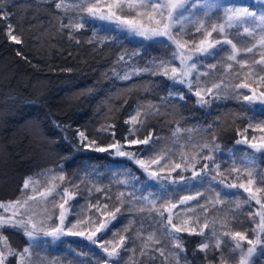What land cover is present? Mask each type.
<instances>
[{"label": "trees", "instance_id": "16d2710c", "mask_svg": "<svg viewBox=\"0 0 264 264\" xmlns=\"http://www.w3.org/2000/svg\"><path fill=\"white\" fill-rule=\"evenodd\" d=\"M56 2L0 0V11L8 16L7 20L0 19V202L21 197L26 178L59 171L64 180L54 181L53 195L47 200L37 196L29 207L38 227L49 230L58 225L59 205L67 199L64 235L56 240L40 238L37 245L29 247L30 264H103L109 258L99 244L87 239V233L106 218L103 213L117 206L120 212L116 219L95 239L118 243L120 236L126 237L118 264H175L171 253L178 250L164 231L168 213L161 216L157 211L161 206L171 208V204L178 205L172 209L173 222L178 225L183 226L188 218L199 220V224L190 221L188 227L198 228L205 219L208 221L206 252L197 248L204 237L178 234L185 248L180 253V264H221V253L225 264H238L239 251H231L234 242L224 233L240 231L252 237V213L259 206L254 202L245 204L247 195L243 190L226 185L246 182V173L231 171L233 167L242 168L241 160L246 157H255L257 170L264 174V152L236 143L245 138L253 142L255 137L254 142L259 144L264 136L260 130L264 127V103L244 99L252 95V89L264 92V86H258L264 84L259 79L264 76V66L255 63L262 50L257 47L253 53L243 51L256 43L259 30L254 37L247 36L242 27L227 30L241 49L239 59L247 60L243 68L228 60V45H218L215 55L198 56L197 67L202 73L193 79L204 90L220 85L210 95L204 92L208 103L200 104L192 90L177 87L157 71L162 61L171 67L175 60L168 53L162 55L159 44L88 16L79 7L82 0H64L60 9L55 8ZM241 3L251 5L249 1ZM221 16L222 10L217 7L206 17L201 32L185 22L181 34L193 45ZM9 23L21 44L6 35ZM69 23H82L83 27L64 26ZM143 69L148 71L135 74V70ZM125 74L130 79H123ZM242 83L249 87H236ZM137 111L143 123H126ZM79 132L88 137L83 143ZM149 133V145L126 142L143 139ZM92 140L100 147L119 141L124 151L145 161L162 156L160 164L151 165L159 175L150 176L134 159L118 156L114 149L97 152L85 147ZM205 155L214 159L205 161ZM193 157L198 161L197 171L204 163L209 164V170L195 180L191 178ZM177 163L182 167L174 171ZM65 188L69 197L62 195ZM197 192L202 195L179 204L182 197ZM216 192L221 193L220 203L216 202ZM152 200L156 201V209L149 203ZM213 228L222 240L219 250L214 247ZM68 229L85 235H71ZM4 233L14 250L28 245L20 231L7 229ZM152 233L159 243L148 240ZM157 249H163L164 255ZM13 262L11 257L9 264ZM250 264H264L259 246Z\"/></svg>", "mask_w": 264, "mask_h": 264}, {"label": "snow or ice", "instance_id": "6c2138e0", "mask_svg": "<svg viewBox=\"0 0 264 264\" xmlns=\"http://www.w3.org/2000/svg\"><path fill=\"white\" fill-rule=\"evenodd\" d=\"M64 6V0H58L55 3V8L60 9ZM82 11H84L88 16L92 18H97L100 20L111 21L117 23L122 28L126 29L129 32H132L138 36L144 37L145 39L153 38H166L167 41H171L175 45V51L173 52L174 59L179 61V67L169 66V62H161L157 66V71L164 76L168 77L175 83L187 84L189 90H192V78L193 73L196 70V63L192 62L193 57L191 55L192 49L189 48V41H185L180 35L184 31L183 23L187 19L185 16L186 12H189L191 9L197 7L196 0H105L104 3H101V0H82V3L79 6ZM205 9L203 15L207 16L209 10L217 7V5L207 3L203 4ZM224 21L219 25L213 24L210 30H205L203 35L204 38L199 41L198 44H195V50L201 55H215L217 54L214 50L218 45H228L231 48V53L228 56L229 61H236L240 64L241 68L245 67L247 60H240L239 53L241 49L237 48V45L233 42L232 39L227 35V30L232 28H243V32L249 37H254L259 30V39L253 44L252 47L245 48L243 51L247 53H253L254 49L259 47L262 51L260 53V59L256 60L255 63L258 65L264 66V7L261 8L260 14L257 15L255 10H249L246 6L240 7H224ZM0 19H8V16L3 11H0ZM65 27L79 29L83 27L82 23H69L64 25ZM204 28V24L201 21L199 27L196 28L197 32H201ZM8 38L16 44H21L22 40L19 36L14 34L13 26L9 23L7 25ZM213 33H218L222 36V39H217L215 41L210 40ZM164 42V41H161ZM18 55H21L20 52H17ZM123 59V57H121ZM214 67V65H213ZM232 65L229 64L228 68H231ZM140 71H148V69L135 70V74H139ZM252 69H249V75H251ZM123 79H130L129 74H125ZM199 79V76L196 77ZM260 81L264 82V76H261ZM264 86V84L258 85ZM219 84H213L212 87L207 88L206 90L197 88L194 92V95L198 97V102L200 104H206L208 101L205 99L204 92L207 94H212L214 89L219 88ZM237 88H248L247 83H242L236 85ZM183 99L182 96L179 97ZM245 100H264V92H260L259 96L256 95V90L252 89V95L244 96ZM153 107L149 105V108ZM141 116V112L137 111L136 115L131 116L126 123L132 124L133 126L137 124H142L143 121L138 119ZM261 131H264V127L260 128ZM247 129H245V132ZM179 132V129H177ZM131 134L135 136V131H132ZM114 135V133H113ZM175 135V133H174ZM79 137L83 143L88 137L85 136L84 132H79ZM255 137H253V142H249L247 138L243 140H238L236 143L247 144L249 148L255 150V152H264V136L260 138L261 142L259 144L255 143ZM152 140V134L149 133L147 137L133 138L127 140L129 145H149ZM85 147H92L97 152H106L109 149H114L115 154L118 156H127L130 159H134L135 163L139 165L145 172L150 176L156 177L159 173L151 170V165L160 164V160L163 158L158 157L150 161H145L144 159H137L135 154L132 152H126L123 150V145L116 141L108 145L107 147H100L96 145V141L92 140L90 143L86 144ZM205 148H208L209 145L205 144ZM194 163L192 165V179L195 180L201 176L202 173L209 170V164L204 163L200 171L195 170L196 157L192 158ZM205 161L213 160L214 158L211 155L203 156ZM185 163H187L185 161ZM242 168L233 167L232 172L241 173L244 172L247 174L246 182L240 183H231L227 184L228 188H239L243 192L247 193L245 198V204H251L252 202L255 205L259 206L253 215V223L255 227L252 229V237H249L246 232L240 231H229L225 232L224 235L230 237L231 241L234 242V245L231 248L232 252L239 251V264H250V258L253 257V254L257 251L258 246L260 247L261 255L264 256V187H253L257 183L264 185V174L260 173L256 168L255 157H246L241 160ZM182 165L177 163L174 165L173 170L180 169ZM217 169L219 165L216 166ZM184 170H188L187 167ZM55 179V178H53ZM61 181L64 180L63 176H60ZM184 177H181L183 180ZM214 180L215 177H212ZM241 177L238 175L237 180H240ZM30 183H38V181L33 182L32 178H26L22 189L28 190ZM123 183V181H122ZM221 184L224 183L223 180L220 181ZM32 195H29L27 199L16 200L14 202H9L7 205L0 203V209H3L5 213L9 209H12L11 213L8 215L0 214V264H6L9 257H15L18 259V264H30V248L24 247L22 250L16 251L12 248L6 236H4L3 230L5 228L11 229H22L23 234L28 238L29 241L38 244V234L43 233L44 236L59 237L64 234L65 229L63 227L65 221V204L67 199L59 205V224L55 227L45 230L42 227H38V224L34 221L33 217L35 215L29 208V202L35 201L37 196L47 200L48 197L52 196L55 191V185L51 188H47L44 191H37L36 188H32ZM57 195H60L57 193ZM63 197H69L68 189H64L62 193ZM201 192H197L195 196H184L180 199L179 204H186L188 201L197 199L201 196ZM123 196V193L120 194V197ZM120 197H117L120 200ZM144 200H148V197H143ZM215 199L217 203L221 201V193L216 192ZM123 202L121 201V204ZM153 209H156V201H149ZM177 204H171V208L161 206L160 209H157L159 215L164 216V213L167 212L166 225L164 231L167 234V238L172 242L173 248L178 250L171 253L175 264H180V253L185 251L183 238L178 235L180 233H187L189 235H197L204 237L205 239L197 246L200 252H206L209 249L208 237L205 236V229L208 228V221L205 219L203 226L200 227H188L191 218L183 220V226L178 225L173 222L172 209L177 208ZM104 208L107 209L108 205H104ZM99 210V209H98ZM141 211L144 209L141 208ZM207 211V209H203ZM120 212V206L115 207L114 211H107L103 213L108 219L101 220L99 225L95 227L94 231H89L87 233V239L93 244H99L103 249L104 253L109 259H105L103 264H113L117 262L120 258V253L124 250V242L126 240L125 236H120L119 242L115 243L113 241H108L106 243H101L95 237L97 234L104 232L109 228L110 222L116 219V213ZM258 217V220L256 219ZM51 217H49L50 219ZM194 224H199V220L191 221ZM77 225H72V228H76ZM68 233L71 235L84 236L85 233L82 231L73 232L71 229H68ZM211 235L215 238V249L219 250L221 247L222 240L217 236L215 228L212 229ZM148 240H155L156 243H159V240L156 238V234L152 233L148 236ZM244 243L248 245L245 249ZM107 245H111L108 247ZM160 255H164L163 249H157ZM143 255V253H142ZM221 264H225L223 260V253L220 256Z\"/></svg>", "mask_w": 264, "mask_h": 264}, {"label": "rangeland", "instance_id": "374dc122", "mask_svg": "<svg viewBox=\"0 0 264 264\" xmlns=\"http://www.w3.org/2000/svg\"><path fill=\"white\" fill-rule=\"evenodd\" d=\"M243 1H244V2H248V1H249V3H251V5H243V4L241 3L242 0H207V3L217 5V7H220L221 10H222V15H223V16H221V20H219L217 23H214V24L219 25L220 23H222V22L224 21V11H223L224 7H233V6L240 7V6H246V7L249 8L250 11H251V10H255V11L257 12V15L260 14V10H261V8L264 7V0H243ZM104 2H105V0H101V3H104ZM196 2H197V7L194 8V9H191L189 12H186V13H185V16L187 17V19L184 21V23L187 22V23H189V24L194 25L195 28L199 27L201 21L204 23L205 20H206V17H208V15H209V14H208L207 16L203 15V13H204V11H205V9H204V7H203V4L205 3V0H196ZM217 7L212 8L211 10H209V13H210L212 10L216 9ZM98 20H100V19H98ZM100 21L106 22L107 24H111V25L113 24L114 26H116V28H120V29H122V30L124 29V28H122L121 26H119V25H118L117 23H115V22L105 21V20H100ZM212 23H213V22H212ZM210 29H211V27H210ZM210 29H209V30H210ZM124 30H126V29H124ZM127 33H129L130 35H133V36L136 35V34H134V33H132V32H129V31H127ZM180 35L183 37L184 40L186 39V38H184V36H183L181 33H180ZM136 36H137L138 38H140V39H143V40L145 39L144 37H141V36H138V35H136ZM219 38H222V36H221L220 34H218V33H213L212 37H210L209 39L215 41V40H217V39H219ZM201 39H203V38H199V39L197 40V42H195L193 45H190V43H189V48L192 49V52H191V55H192V57H193L192 62H195L196 65H198V61H199L198 56L200 55V53L197 52V51L195 50L194 45H195V44H198L199 41H200ZM148 40H151L153 43L156 42L157 44H159V48L162 50V52H161L162 55H164L165 53H166V54L168 53V54H170V56L174 59V57H173V52H174L176 49H175V45H173V44L171 43V41H167L166 38H162V37L153 38V39H148ZM161 41H164V42H161ZM185 41H186V40H185ZM173 62H174V64H173L172 66L179 67V61H178V60L175 59V60H173ZM198 73H202V72H201V68L196 67V70L194 71L193 76L196 75V74H198ZM174 83H175V82H174ZM175 84H176L177 87H178L179 85H181L182 87L188 88V85H187L186 83H185V84L175 83ZM197 88L202 89V88H201V84H198L197 81H196L195 79L192 78V91H191V92H192L193 95H194V92H195V90H196ZM188 89H189V88H188ZM256 95L259 96V92L256 91ZM194 96H195V95H194ZM197 98H198V97H197ZM253 101H255L257 104H263V103H264V100H262V99H256V100H253ZM60 176H61V173H60L59 171H57V173H55V172H54V173L46 172V173H41V174L38 173V174H36L35 177H32L33 182L38 181V183H30V185H29V189H28V190H23L24 193L22 194L21 197H18V198H16L15 200H11V201H9V200L2 201V202H0V203L7 205L9 202H14V201H16V200H18V199H20V200L27 199V197H28L29 195H32V194H33L32 191H31L32 188H36V190H37L38 192H39V191H44L45 189L49 188V186H50L51 184L54 185V181H56L57 178H59ZM53 178H55V179H53ZM243 195L246 196V195H248V194L245 193V192H243ZM30 203H32V202H31V201L29 202V207H30ZM11 211H12V209H9L8 212L5 213V212L3 211V209H0V214L8 215V214L11 213ZM67 212H68V211H67V204H65V215H66ZM105 219H108V218L106 217ZM58 222H59V219H58ZM58 224H59V223H58ZM7 229H11V228H5V229L3 230V233H2V234H3L4 236H6L4 232H5ZM11 230H14V231H20V232L23 234V230H22V229H11ZM63 235H64V234H63ZM63 235H61V236H63ZM24 237H25V239H26V241H27V244H28L26 247H31L32 245H33V246H34V245H37V244H35L34 242L29 241L28 238H27L25 235H24ZM40 238L48 239V240H50V239L56 240V239L60 238V236L54 238V237H51V236H44L43 233H39V234H38V241H39ZM247 247H248V246L246 245V246H245V249H246ZM253 255H254V254H253ZM10 258H11V257L8 258V261H6V264H9V260H10ZM13 258H14V262H13V264H18V259L15 258V257H13ZM250 260H251V258H250ZM238 264H239V261H238Z\"/></svg>", "mask_w": 264, "mask_h": 264}]
</instances>
